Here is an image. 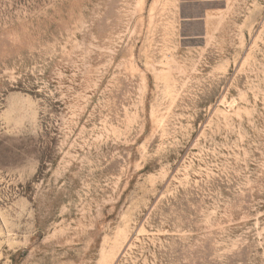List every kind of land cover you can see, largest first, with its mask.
Wrapping results in <instances>:
<instances>
[{
  "label": "rangeland",
  "instance_id": "1",
  "mask_svg": "<svg viewBox=\"0 0 264 264\" xmlns=\"http://www.w3.org/2000/svg\"><path fill=\"white\" fill-rule=\"evenodd\" d=\"M0 0V264H264V0Z\"/></svg>",
  "mask_w": 264,
  "mask_h": 264
},
{
  "label": "crops",
  "instance_id": "2",
  "mask_svg": "<svg viewBox=\"0 0 264 264\" xmlns=\"http://www.w3.org/2000/svg\"><path fill=\"white\" fill-rule=\"evenodd\" d=\"M184 1L185 2H195V1H197V2H201V3H205V4L209 5L210 8H206L205 11H204L206 14H208L210 12L211 13L214 12L215 9L212 6L218 5L221 2V0H184ZM222 1H224L222 3V5H225V0H222Z\"/></svg>",
  "mask_w": 264,
  "mask_h": 264
}]
</instances>
